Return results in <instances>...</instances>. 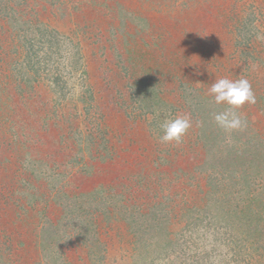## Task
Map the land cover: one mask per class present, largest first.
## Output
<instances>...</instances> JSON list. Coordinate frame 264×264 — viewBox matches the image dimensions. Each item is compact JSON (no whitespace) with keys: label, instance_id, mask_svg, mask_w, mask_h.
I'll return each instance as SVG.
<instances>
[{"label":"trees","instance_id":"trees-1","mask_svg":"<svg viewBox=\"0 0 264 264\" xmlns=\"http://www.w3.org/2000/svg\"><path fill=\"white\" fill-rule=\"evenodd\" d=\"M115 3L0 0V264H264V191L247 183L264 173V126L250 119L258 130L219 163L224 129L210 117L227 105L208 94L221 73L246 78L256 102L235 111L264 110L248 52L225 37L215 52L219 78L211 71L197 88L186 72L194 57L152 46L145 59L133 15L127 6L116 14ZM66 53L87 79L72 109L67 73L54 59ZM162 106L190 118L180 144L159 141ZM205 219L220 228L208 241L191 236Z\"/></svg>","mask_w":264,"mask_h":264},{"label":"rangeland","instance_id":"rangeland-1","mask_svg":"<svg viewBox=\"0 0 264 264\" xmlns=\"http://www.w3.org/2000/svg\"><path fill=\"white\" fill-rule=\"evenodd\" d=\"M209 1L210 0H134L133 2L132 0H125L120 4L121 0H116L117 3H115L112 9L117 12L116 14L124 13V8L127 6L133 15L131 17L132 30L136 31V36L140 40V44L144 46L142 56H145V59L152 58L153 53L149 49V47L152 46L158 51H163L164 54L168 52V47L169 50L176 47L177 51L185 52L186 50L188 55L194 57L191 67L187 66L186 72L189 74L188 77L194 80L197 88L205 86L203 85V80H206L205 76L209 72L211 74V71L216 72V75L211 74V77L217 76L219 78L217 74L221 72V65L219 62H216L215 52L218 50L216 49L217 45L221 44L225 40V37L230 39L229 42L233 44V47L237 44H240L237 45L239 47H244L242 53L244 51L248 52L244 54L243 57L244 65L246 67L249 66V70H253L255 73L254 76L258 78V83L264 85V50L263 53H260L262 49H257L258 47L264 49V0H234L236 2L233 5L234 9H228V11L224 10L226 6L225 1L212 0V5ZM209 5L212 7L211 15L207 13L208 10H210L209 8H211ZM87 6H89V8H96L98 11L105 9L101 6L93 7L91 4ZM238 13L239 15L243 14L241 30H237L233 27L235 20L239 17ZM108 19H111V17L109 16ZM99 20H101V18H99ZM210 21L215 23L210 26ZM195 26L196 28L193 29ZM208 28L218 29L216 33L213 32L211 36L208 35ZM109 29H112V26ZM1 38L4 39L0 33V43L6 45L5 40H1ZM3 54V49L0 48V57ZM159 56L160 57L156 61H160L163 55L159 54ZM185 58L188 60V56ZM54 59L57 63L58 59H61L60 68L64 70V73H67V77L63 80V83H65V87L71 89L69 91L71 95L68 101V107L70 109L75 108L74 98L79 99L78 97L81 91H83L84 87L87 85V79L85 81L82 80L80 66L77 65L74 58L70 56L69 53H66L64 56H55ZM111 64L112 63H110V65ZM68 72H70V76ZM239 72L241 74V70ZM222 77L221 73V78ZM192 90L193 88L187 89V92ZM84 110L85 108L79 103V108L76 112L84 117ZM160 111L162 112V116H164V120H166V118H172L173 113H171L169 108L162 106ZM260 111H262V109L255 110V108L251 107L244 108L240 111L239 115L242 120L246 122V125L242 129L233 130L231 132L223 130L221 135H219L218 139L220 141L214 148L218 151V156L216 155V158L219 163H226L229 149H231V152L235 151L237 147L234 149L233 147H235L234 145L239 141L238 139L243 140L247 135L251 134V128L255 129V127H253L254 125L250 123V119L253 122L256 121L255 123L258 125L262 124L264 126V110L262 112ZM210 118H213V116ZM75 121L82 125L84 124L80 117L76 118ZM215 126L217 131L220 127H218L216 123ZM255 130L257 131L258 128ZM214 133L216 132L214 131ZM262 136L264 138V134ZM255 137L257 138V133ZM260 142L259 148L263 152L264 139ZM84 153L86 155L88 154L86 151ZM223 156H227V158ZM223 158H225V160ZM238 159L244 162L243 170H245L246 167H250L244 155ZM234 161L236 162V160ZM221 164L219 166H221ZM81 167L82 165H77L72 168L70 172L68 171L65 179L68 181L73 179L74 173ZM203 168L204 170L213 169L205 166ZM255 168L253 172L257 173ZM251 178H249L251 181H247V183H250L249 186L256 187L258 192L264 191V186H262L264 173L259 177L256 176ZM198 226L192 227L191 230L197 233L191 236L199 235L202 240L206 238V241H208L209 236H212H208L206 233L210 231L218 233L219 230L217 229H220L219 225H217L218 227L216 228V225L211 224L207 219L203 220ZM203 252L204 251L200 253Z\"/></svg>","mask_w":264,"mask_h":264},{"label":"clouds","instance_id":"clouds-1","mask_svg":"<svg viewBox=\"0 0 264 264\" xmlns=\"http://www.w3.org/2000/svg\"><path fill=\"white\" fill-rule=\"evenodd\" d=\"M208 94L212 97L215 104L227 105L224 111L213 115L218 127L226 132H231L242 129L246 125V122L235 111L246 103L254 104L256 102L251 84L246 78L237 80L228 78L217 79L208 89ZM190 127L191 122L187 115L166 119L160 124L162 135L159 136V141L161 143L175 142L180 144Z\"/></svg>","mask_w":264,"mask_h":264}]
</instances>
